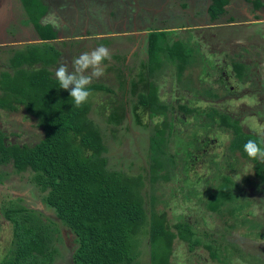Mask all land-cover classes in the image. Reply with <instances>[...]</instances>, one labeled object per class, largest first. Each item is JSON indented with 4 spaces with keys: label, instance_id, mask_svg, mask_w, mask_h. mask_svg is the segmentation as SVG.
Segmentation results:
<instances>
[{
    "label": "trees",
    "instance_id": "16d2710c",
    "mask_svg": "<svg viewBox=\"0 0 264 264\" xmlns=\"http://www.w3.org/2000/svg\"><path fill=\"white\" fill-rule=\"evenodd\" d=\"M21 1L26 15L40 33L44 43L30 44L25 51H12V57L6 65L10 71L4 73L1 86L9 98V101L5 99V102L8 101V107L12 106L11 97L24 104L40 120L46 138L37 146L29 145L16 150L6 148L0 140L1 162L8 163L13 159L19 171L31 170L30 175L34 184L46 192L44 204L55 212L62 223L60 226L69 229L75 237V264H171L176 241L187 243L193 251L202 242L191 224L179 221L171 225L166 212L156 211L157 199L148 192V184L152 188L162 179L165 172V160L171 150L176 116L188 120L204 115L200 107L190 106L194 105L193 100L189 101V105H186L183 99L178 103L164 101L161 95L163 86L159 83L160 80L158 81L160 72L170 68L176 77L179 76L176 83L180 90L186 89L181 83H186L184 80L187 72L193 66L192 55L197 49L200 50L192 43V35L187 34L188 38L182 40L169 38L168 31H154L149 35L148 59L142 62V72L138 82L136 81L137 84L134 82L135 88L139 87V90H133V95L136 96L132 108L133 111L145 109L153 127L150 125L143 127L150 133L149 139L151 137L152 139L149 141L150 151H145V155H148V166L138 168L137 164L142 161L140 152L135 151L136 155L128 159L132 156L127 154V151H122L125 157H122L121 161L122 158L119 160L115 156L118 152L115 149L110 150L108 145L112 143L109 142L113 138L116 146L120 142V136L114 129L112 130L115 132L114 137L108 139L102 124L91 118L92 96L83 106L77 108L70 98V90L59 88L52 69L58 66L61 52L51 42L58 38L59 32L41 21L48 10L47 6L43 7L44 0ZM245 1L251 7L247 9L246 13H250L247 18L253 21L263 20L264 0ZM233 2L234 0H212L208 10L211 26L202 31L207 35L209 42L214 44L218 36L225 38L220 53L214 48L210 49L211 56L216 58L222 59L227 56L229 58L227 49L232 43L237 44L232 51L239 49L238 46H243L245 37L248 39L254 37V34H249L250 27L256 26L254 31L258 30L260 33L264 26L254 24L250 27L242 25L213 27L212 25L220 23L227 16L228 24L236 23V18L230 11ZM239 29H242L243 33H238ZM222 31L224 34L219 33ZM204 33L201 32L200 35H205ZM196 36L199 37V34ZM189 40L193 48L188 49L184 42L189 45ZM263 61L264 59L250 61V64L254 68ZM233 62V78L244 82L252 69L243 61L235 59ZM206 73L205 69V75ZM118 77L122 82L120 91H125L127 79L119 67ZM89 88L91 93L97 90L116 97L109 99V102L103 101L100 108H96L95 111L101 114L105 120L104 124L108 127L114 128L120 124L126 107L113 105L114 102H119L115 92L106 84ZM221 89L219 87L205 89L207 98L212 101H218V98L220 100ZM230 91L227 88L224 95L228 97ZM225 100L229 102L228 99ZM212 112L214 116L220 118L221 123L218 126L233 133L229 145L231 152L250 160L243 151L245 142L255 140L264 147V136L245 129L232 113L218 114L215 109ZM169 113L172 114H170L172 118L169 117ZM260 115L263 119L264 112ZM155 118L161 119L162 122L154 124ZM188 150H191L190 146L186 151ZM250 161L255 164L256 177L262 186L260 191L264 193V162L259 159ZM121 162L126 163L120 169L118 165ZM135 166L137 170L134 169ZM134 170L137 174H133ZM222 185L224 186L211 199L208 209L212 213H218L224 225L231 229L233 224L230 222L237 213L229 205L234 201L232 187L236 183L228 176L224 177V182L220 186ZM262 201L259 202L260 205L264 204V198ZM6 212L8 220L16 227V242L13 254L7 253V259L0 264L54 262L59 252L54 243L56 235L61 231L59 225L44 222L38 212L30 211L24 206L16 205ZM261 221L264 223V219ZM205 246L213 259H218L217 252L223 253L220 251L223 249L222 246L215 247L214 240H208Z\"/></svg>",
    "mask_w": 264,
    "mask_h": 264
},
{
    "label": "rangeland",
    "instance_id": "374dc122",
    "mask_svg": "<svg viewBox=\"0 0 264 264\" xmlns=\"http://www.w3.org/2000/svg\"><path fill=\"white\" fill-rule=\"evenodd\" d=\"M116 1L117 0H101L100 6H94V10L97 11V16L103 20L102 24L104 28L111 30L108 32L116 36H121L124 33H131L130 35L136 37L135 39H137V36L145 37V34H140L146 29L145 26L137 27L136 24L139 23L137 17L135 18V16H132L130 13L128 20L126 15L127 23H132L134 26L136 25V29L132 32L129 30L122 32V28H120V31H117V26L121 27L123 24L124 16H119V19L116 20L114 10L124 5H116ZM136 1L140 2V0ZM209 1L210 0H192L190 2L188 0H183V2H181L179 0H156L154 3L150 4L148 8L152 9V15L162 14V18H165L164 15H176L177 20L182 19V21H184L183 24H185L187 29L190 28V25L187 24L189 21L193 23V27L199 26L208 28L211 26H209L211 23L206 14V7ZM42 4L43 7L47 8L44 2ZM159 4L161 5L160 7ZM183 4H187L188 7L184 8ZM248 7H250L249 4L245 3L243 0H234L230 11L232 15L236 17V23H240L239 25L244 26L259 23L254 22L251 18H247V15H250V13H246ZM135 8V14L137 16H145L141 8ZM48 13L49 10L47 14ZM83 13L84 12H82L81 15ZM149 15L150 14H147L146 17ZM228 18L229 16L220 23L212 26L224 25L225 27L228 25ZM177 22L173 21L174 24H177ZM107 23H114L117 26L112 29L107 26ZM145 23L147 26L149 22ZM149 24L151 26L150 28H157L162 25L152 22ZM83 29L84 26L80 23V28L74 31L75 36H80L79 34L83 35ZM163 29H169V23L163 26L162 30ZM171 36L175 37V34H171ZM262 37H264V35H262ZM180 39L182 40V38ZM224 39L225 38H219V36L215 39V51L219 52V50L222 49V44H225ZM82 41H85V39L81 38L74 43L72 41L68 42L74 45H80L79 51H81L87 45L86 43L83 44ZM86 41H88L87 38ZM192 43L197 45L200 50L197 49L191 57L193 66L190 69L191 72H188L186 75L188 82L184 80L186 83H181V85L183 87H190V89H194V91L199 94L206 95L205 89L207 86L205 83L207 76L205 75L204 66L209 62L208 59L210 60L212 58V51L210 50L209 44H206L207 41L203 39L195 40ZM192 43L189 40V46L184 42L188 49L190 47L193 48ZM234 47H237L236 43H232L231 47L227 49L229 53H231ZM241 47L242 46H238V48ZM248 50L247 58L251 62L260 61L259 57L256 58L253 55V53L256 52V47L249 45ZM238 53L241 54L243 52L241 50V52ZM132 55L130 54V56ZM129 63H132V61ZM255 68H258L260 77L253 76L254 79L258 80L253 86L246 87V84H244L240 87L237 84H232L230 87L234 86V88L233 90L230 89L229 102H225L226 100H223L224 98L222 97L220 100L218 98V101L211 100L209 103L211 106L203 102H207L206 96L194 95L193 93H187L185 95L179 92V86L174 88V82L179 80V76L175 79V72L172 69L170 70V68H168L166 71L160 72V76H158V81L160 80L159 83L163 86L161 87V95L164 101L167 103H174L182 99L189 101L193 100L195 108L200 107L204 114L202 117L198 118L191 117L187 121L182 120L178 115L176 116L173 141L171 142L169 156H167L165 160V172L163 173V177L157 181L152 188L151 185L148 184L149 194L155 195L154 197L157 199L155 206L156 211L166 212L171 225H175L179 221L189 222L197 235L200 236V241L202 242L200 246L191 251L187 243L176 241L173 247L171 264H264V223L261 221L264 219V204H259V202H263L264 193L260 191L262 186L259 179L256 177L255 164L250 160L243 159L240 154L231 152L229 145L233 139V133L231 130L229 131L218 126L220 123L218 116H214V113L212 114L214 116L213 118H209L205 115V112L212 113L213 106L220 113H232L234 117L241 121L245 129L255 131L259 135L264 136V118L262 119L260 115L264 112V89H262V92L260 91L262 78L264 80V65L259 66L256 64ZM229 72L231 73V67L228 69V73ZM215 77H217V75ZM213 87L216 89L218 84H214ZM243 88L244 90H242ZM135 90H139V87H134V91ZM102 98L103 100L105 99L103 95ZM92 99L94 102L98 101L95 95H92ZM109 99H116V97L110 96ZM95 110L96 107H94L91 118L93 120L98 119L108 139L111 138V136L114 137L115 132L112 131V127H108L104 124V118ZM170 114L171 113H169V117L172 118V114ZM135 121L142 127L145 125L153 127L147 111L143 108H139L136 111ZM159 122H162V120L158 118L154 119V124ZM130 124L133 125L135 129L138 127V131L142 132V130L145 129L137 126L134 120ZM124 133L125 131H121L120 143H117L115 146L117 149H119L118 146L124 144L126 138L123 136ZM149 137L148 135V138ZM151 139L152 137L149 140L151 141ZM137 145L138 151L142 154V161L137 164V167L140 168L146 165L145 161L147 156L145 155V151L142 150L148 145L143 146V143H138ZM189 146L191 150L186 151ZM117 152L115 156L119 160L125 157L122 151ZM171 155L173 158H171ZM131 158L133 157H129L128 159ZM121 161H123V158ZM125 163L126 162H121L118 167L120 169L123 168L122 166ZM125 166L127 167V165ZM126 167H124V169L129 172ZM129 167L130 166H128V168ZM137 167L135 166L134 169L137 170ZM133 174H137L135 170ZM228 176L236 183V185L232 187L234 201L229 205V207L235 209L237 213L234 220L230 222L233 224V228L231 229L224 225L223 219L218 213H212L208 209V205L212 201L211 199L214 198L219 192L218 190L224 186H220L224 182V177ZM8 207L3 206L2 211L0 210V262L7 259L4 253L13 254L14 251V247L11 244L12 230L8 228L10 226L13 227V223L8 221V217L6 216V211L10 208ZM43 209L44 207L41 206L40 210L44 211ZM49 215L51 217H56L52 212ZM208 240H214L215 247L222 246L223 249L220 251H223V253L217 252L218 259H213L211 253L205 246Z\"/></svg>",
    "mask_w": 264,
    "mask_h": 264
},
{
    "label": "flooded vegetation",
    "instance_id": "af4514ba",
    "mask_svg": "<svg viewBox=\"0 0 264 264\" xmlns=\"http://www.w3.org/2000/svg\"><path fill=\"white\" fill-rule=\"evenodd\" d=\"M51 1V0H50ZM56 1V4H58V8L53 9V11L50 12L49 6L48 7L49 13L45 14L41 21L44 22L46 25H50L54 28L55 31H58L57 25L58 22H61V18L64 19V22L70 23L69 26L64 31L63 35H59L58 38L61 36L63 39L60 44H56L57 48L61 51V55L58 61L57 65H60L62 63H67L69 67H71V62L74 57L79 56L83 51H90L93 48L103 45L106 46L110 52H111V59L109 61H106V73L103 77L99 79H94L92 84L89 87L93 86H99L106 84L108 87H110L115 92L114 94L117 96L118 101L121 102H114L113 105L115 107L117 106H124L126 107V111L124 113V118L120 124H118L116 127H112V129L117 130L118 135L120 136L121 131H125L123 136H125L124 144L120 145L119 149H117L115 146V141H110L109 143H112V145H108L110 150L115 149V151H127L126 153L130 156H135V151H138V143H143V146L148 145L145 149L143 148L142 151H150L149 146L150 140L148 138V135L150 136V133L143 129V127L138 124L137 121H135V114L136 111H133V100L135 99V96L133 95V90L135 87L136 81L138 82V78H140V74L142 72L141 67L143 65V61L145 59H148L147 57V46H148V40L149 36H137L132 37L131 33H124L121 36H116L115 34L109 33L108 31H111L109 29H105L101 22H98L99 20H96L93 18V10L94 6H100L101 0H52ZM156 0H140V2L136 0H117V5H124L117 7L116 10H114V14L116 17V20L119 19V16H124L125 20H123V24L121 27L117 26L114 23H107V26L111 27L112 29L117 26V31H120L119 29L122 28V32H125L126 30H129L130 32L134 31L137 27L145 26L146 29H144L141 33L145 31H149L150 33L153 31H165L162 30L163 25L162 23L166 24L168 22L175 21L177 22V16H167L164 15V17H169L167 21H162V14H156L152 15V12L150 8V4L154 3ZM183 2V0H179ZM186 1V0H185ZM191 1V0H189ZM245 3H247L245 0H243ZM212 3V0L209 1V4L206 7V14L208 16V10ZM163 4V3H162ZM249 4V3H248ZM161 5L159 4V7ZM184 6V4H183ZM141 8L143 11L142 13L145 16L136 15V8ZM188 5L184 8H187ZM251 8V7H248ZM47 10V12H48ZM84 12L82 15L81 13ZM129 13L132 16L137 17V23L135 26L134 24L127 23ZM150 14L149 20H145L146 15ZM127 15V20H126ZM158 17V18H157ZM235 17V16H234ZM143 18V19H142ZM236 18V17H235ZM153 19H158L157 22L153 21ZM57 22V24H56ZM145 22H152L161 25L160 27H153L150 28V24L146 26ZM254 23L258 24L259 26L264 25L263 20H257ZM80 23L83 24V35L79 34L80 36H75L74 31L78 30L80 28ZM173 23V22H172ZM187 23V22H185ZM187 24L190 25V28H186L185 24L176 25V26H170L169 29H166L169 32H172V34H175L174 39L178 37L177 39H187V33L192 35V42L195 40L203 39L206 41L207 35L204 33L205 27H199L194 26L192 22H188ZM240 23H231L227 26H236ZM251 24V25H254ZM124 25H127L124 27ZM251 25H244L245 27H250ZM71 26V28H70ZM224 26V25H220ZM216 26V27H220ZM138 29V28H137ZM154 29V30H153ZM256 29V26L250 27L249 34H254V37L251 39H248L245 37L244 39V46L241 48L231 51L229 53V58L224 57L222 59L216 58V56H212V58L209 60L208 63L205 64L204 69L207 70L206 73V90H210L211 87H213L214 84H218V87L221 89V98L229 99V96H225L224 92L227 88L229 90H233L234 86L230 87L232 84H237L240 87H242L244 84L247 86H253L254 83H256L258 80L254 79L253 76H259L258 68L252 67L250 64L249 59L247 58V53L249 52V45L256 47V52L253 53V55L256 58L264 59V40L262 35H264V26L259 33L258 30L254 31ZM188 30V31H187ZM72 31V32H71ZM204 33L205 35L200 33ZM69 33V34H68ZM221 34H224V31L219 32ZM238 33H243L242 29H239ZM196 34H199V37L196 36ZM144 35V34H142ZM71 38H70V37ZM82 36V37H81ZM69 37V38H68ZM85 39V41H82L83 44H87L83 50L79 51L80 45H74L71 44L77 40H80L81 38ZM180 37V38H179ZM39 38L42 40L40 33L36 30L34 24L32 21H30L29 17L26 15L24 6L22 4L21 0H0V81L3 78V75L6 71H10L6 68L7 61L9 58H11V52L13 50H20L25 49L30 44L36 45L39 44ZM86 38L88 41H86ZM247 38V39H246ZM145 39V40H144ZM208 44L210 49L215 47V44L213 42H209V39L207 38ZM81 43V42H80ZM207 44V43H206ZM237 46V44H236ZM246 48V49H243ZM242 52L239 54L238 52ZM130 54L132 56H130ZM236 54H238L236 57H234ZM255 58V59H256ZM237 61H243L248 65L252 72L250 75H248L247 79L244 82L238 81L233 78V70L232 65L234 60ZM213 60V61H212ZM132 61V63H129ZM264 62V61H263ZM262 65V64H261ZM59 67V66H58ZM118 67L122 68L123 72L125 73L127 82L125 91H120V85L122 84L121 80L118 77ZM231 67V73H228V69ZM54 71V69H52ZM56 70L54 71L55 74ZM188 72H191L190 69ZM187 72V73H188ZM211 72V74H210ZM217 75V77H215ZM55 76V75H54ZM133 78H130L132 77ZM213 76V78H212ZM260 77V76H259ZM176 79V76H174ZM187 81V78L185 79ZM262 81L260 83L261 86V92L262 89H264V82ZM135 82V83H134ZM175 81L174 88H176L178 85ZM188 82V81H187ZM130 83V84H129ZM132 83V84H131ZM134 83V84H133ZM137 84V83H136ZM190 86V85H189ZM211 86V87H210ZM180 88V87H179ZM245 88V87H244ZM244 88L242 90H244ZM179 92L184 93L185 95L187 93H193L194 95H200L196 94L194 92V89H190V87H186L184 91H181L179 89ZM92 95H95L98 101L94 102L93 99H91L92 102V112L94 111V107L100 108L102 102H109V97L112 96V94L108 95L105 94L102 91H94L92 92ZM91 95V96H92ZM102 95L105 97L103 100ZM203 95V94H202ZM206 105L211 106L210 99L207 98ZM5 99L9 98L6 96L5 92L2 90V86H0V140L3 144H5V147L11 150H16L17 148H23L25 146H37L40 144L45 138H46V132L43 126H41L40 120L33 115L28 108L17 101L15 98H10L12 101V106L8 107L7 102H5ZM186 105H189V100H186ZM180 102V100L177 101V103ZM7 105V106H6ZM192 107H195L194 105H190ZM216 109L212 106V110ZM101 110V109H100ZM217 110V109H216ZM92 112L90 113V116L92 117ZM218 112V110H217ZM213 112L206 113L205 115L209 118H213L212 115ZM218 114H223L222 112H218ZM219 117V116H218ZM197 118V117H193ZM98 124V119H94ZM134 120V122L137 124V126H140L143 130L138 131L137 128L135 129L133 125L130 123ZM187 121V118L184 119ZM220 120V118H219ZM221 123V121H220ZM222 128V127H220ZM228 130V129H227ZM136 132V133H135ZM108 141V140H107ZM120 143V142H119ZM142 154L140 153V158ZM148 155L147 159L145 161L146 166H148ZM145 167V166H144ZM35 182L32 180V176L30 175V169H26L25 171H19L16 167L15 160H11L8 163H2L0 160V210L2 211V207H10L12 208L13 205H19L24 206L28 210L33 212H38L39 216L44 222H53L56 225H59V228L61 229L60 234L56 235L55 238V245L59 249V252L54 260V262L50 264H75L74 263V256L76 254V247H75V237L73 233L67 229L66 227L60 226L62 225L61 221L57 218L55 212L50 209L48 206H46L43 202V198L46 195L45 191H42L39 186L34 184ZM147 190V189H145ZM44 207V211L40 210V207ZM8 207V208H9ZM48 212V215H47ZM54 213L56 217H51L49 214ZM7 213V212H6ZM8 217V216H7ZM8 220V218H7ZM9 221V220H8ZM8 227V225H7ZM10 230H12L11 234V244L15 245L16 242V227L13 225L8 227ZM8 254L4 253V256L6 257Z\"/></svg>",
    "mask_w": 264,
    "mask_h": 264
},
{
    "label": "clouds",
    "instance_id": "9594fccd",
    "mask_svg": "<svg viewBox=\"0 0 264 264\" xmlns=\"http://www.w3.org/2000/svg\"><path fill=\"white\" fill-rule=\"evenodd\" d=\"M110 59V50L106 46L99 45L74 57L71 67L67 63L59 65L55 78L59 88L70 90V98L74 107H81L89 100L92 95L89 86L94 79L105 75V62ZM243 151L250 160L264 161V147H261L255 140L250 139L245 142Z\"/></svg>",
    "mask_w": 264,
    "mask_h": 264
},
{
    "label": "crops",
    "instance_id": "0c3cea01",
    "mask_svg": "<svg viewBox=\"0 0 264 264\" xmlns=\"http://www.w3.org/2000/svg\"><path fill=\"white\" fill-rule=\"evenodd\" d=\"M189 1V0H188ZM192 1V0H191ZM190 1V2H191ZM44 2L49 6V8H50V12L51 11H53V9H56V8H58V4H56V1H50V0H44ZM117 5V4H116ZM184 6L186 7L187 6V4H184ZM93 18L94 19H96V20H99L98 22H101V19L97 16V11H95V10H93ZM146 19L145 20H149L150 18L149 17H145ZM169 19V17H166V18H163L162 19V21H167ZM123 20H125V18L123 19ZM158 19H153V21H157ZM178 22H177V24H174V23H172V22H168L169 23V27L170 26H176V25H181L184 21H182V19H180V20H177ZM66 23H68V22H64V19H62L61 18V22H58V25H57V28H58V31H59V35L61 34V36L63 35V33H64V31L66 30V28L69 26V24L70 23H68V24H66ZM56 24H57V22H56ZM100 25L102 24V23H99ZM167 24V23H166ZM165 24V25H166ZM162 25L163 26H165L164 25V23H162ZM127 25H124V27H126ZM70 28H71V26H70ZM72 29V28H71ZM165 31H167L166 29H164ZM154 32V31H153ZM169 32V31H168ZM140 34H145L146 36H147V38H148V36L150 35V32L149 31H145V32H143V33H140ZM171 34H172V32H169V38L170 37H172L171 36ZM61 36H59L60 38V40L61 41H63V38H61ZM59 39L58 38H56V39H53V41H51L52 43H54L55 45L58 43V44H60L61 42H57V41H59ZM39 43H44V41L43 40H41V42H39ZM48 43V42H47ZM26 49V48H25ZM25 49L23 48V49H21V51H25ZM13 51H16V50H13ZM61 52V51H60ZM14 56V55H13ZM262 65H264V63H262ZM59 66V65H58ZM58 66H54L53 68H54V71L58 68ZM259 66H261V64L259 65ZM190 76V75H189ZM0 86H1V81H0ZM30 172H31V170H30Z\"/></svg>",
    "mask_w": 264,
    "mask_h": 264
},
{
    "label": "water",
    "instance_id": "95a60500",
    "mask_svg": "<svg viewBox=\"0 0 264 264\" xmlns=\"http://www.w3.org/2000/svg\"><path fill=\"white\" fill-rule=\"evenodd\" d=\"M39 42H41L40 38H39Z\"/></svg>",
    "mask_w": 264,
    "mask_h": 264
}]
</instances>
